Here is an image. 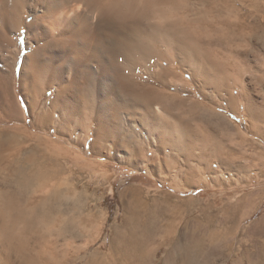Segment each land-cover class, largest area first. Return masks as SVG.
<instances>
[{
	"label": "rangeland",
	"instance_id": "rangeland-1",
	"mask_svg": "<svg viewBox=\"0 0 264 264\" xmlns=\"http://www.w3.org/2000/svg\"><path fill=\"white\" fill-rule=\"evenodd\" d=\"M179 2L180 7L172 10L173 17L195 30L193 34L207 49L210 61L222 65L226 74L212 66L211 81L204 89L200 80L191 78L189 67L180 64L175 52L164 51L166 58H153L154 69L164 62V67L176 74L177 81L169 82L164 91L186 100L191 107L189 113L176 108L172 119H166L170 123L178 119L188 122L190 134L186 136L177 128L176 135L182 137L171 135L170 139L168 132L161 145L152 141L146 124L136 122L135 140L142 147L137 163L125 158L126 151L117 150V139L108 140L106 149L94 150L96 121L92 119L87 122L89 137L85 142L74 126L56 131L62 113L59 110L54 111L52 125L41 130L36 117L51 107L56 88L44 92L34 110L29 108L19 74L24 57L34 47L27 46L26 28L12 35L17 63L11 90L1 81L0 94L11 91L22 116L18 120L7 118L0 100V130L19 125L32 135L54 140L59 148L50 156L43 148H36L33 137L27 144L34 152L31 194L36 217L29 214V219L34 217L37 223L32 241L44 251L40 259L55 256L60 264L79 257L75 264H93L105 254L108 264L126 258L132 261L136 246L147 238L145 264H164L172 249L170 240H180L192 249H206L219 242L216 229L226 236L232 222L224 224V217H232L236 210L237 249L234 254L227 249L219 264H264V0ZM30 17L27 10L24 22ZM245 22L258 26L248 46L240 31ZM135 75L139 86L162 89L152 71L138 70ZM222 76L228 83L217 90L215 84ZM249 100L260 107L262 116L254 123L247 113ZM185 141L190 144L188 148L183 146ZM68 154L81 157L85 168L70 161ZM227 240L231 241L229 233Z\"/></svg>",
	"mask_w": 264,
	"mask_h": 264
},
{
	"label": "bare ground",
	"instance_id": "bare-ground-1",
	"mask_svg": "<svg viewBox=\"0 0 264 264\" xmlns=\"http://www.w3.org/2000/svg\"><path fill=\"white\" fill-rule=\"evenodd\" d=\"M179 3V0H0V83L2 81L11 90L17 63L12 35H19L26 28L27 46L34 49L24 57L19 76L20 88L29 108L32 110L38 104L42 94L56 88L51 107L38 113L36 124L41 130L49 127L55 117L54 111L59 110L62 113L56 131H66L69 126H74L75 130L81 131L79 137L85 142L89 137L87 122L92 119V122L96 121L94 150L106 149L108 140L117 139V150L126 151L125 158L130 163H137L142 147L135 140L136 122L142 126L146 124L152 141L160 144L168 132L170 139L171 135L182 137V134L176 135L177 128L186 136L190 134L188 122L185 124L178 119L170 123L166 119L171 118L176 108L184 113L191 111L186 100L163 89L169 86V82L177 81L174 70L165 68L164 62L158 63L160 68L154 69L152 59L165 57L164 51L167 54L175 52L180 64L189 67L191 78L200 80L203 88L211 81L212 66L226 74L222 65L210 61L207 49L193 34L195 30H191V25L189 28L180 18L173 17L172 10L180 7ZM27 10L31 17L25 23ZM257 27L242 23L241 37L246 46ZM247 53V50L243 51V54ZM138 70L152 71L162 89L139 86L135 75ZM226 83L225 77L217 81V90ZM0 100L7 118L18 120L22 116V108L13 99L11 91L2 90ZM247 113L253 123L262 117L260 107L250 100ZM15 126L0 130V264H54L57 257L46 255L40 259L39 255L44 251H39L41 245L32 241V233L37 231L31 194L34 152L27 144L33 137L36 148H43L44 154L50 156L59 148L54 140L43 139L19 125ZM183 146L188 148L190 144L185 141ZM67 158L80 168L84 166L80 164L82 159L79 156L68 154ZM55 173L53 171L52 176ZM29 214L34 217L29 219ZM231 216L224 217L223 221L224 224L229 220L232 222L226 232L231 235V241L227 240L224 231L218 232L217 229L215 235L219 242L211 243L201 251L180 240L176 243L175 239L170 240L168 243L172 249L167 252L164 264H219L227 249L234 254L239 239L238 212L234 210ZM148 245L149 240L142 238L132 261L126 258L115 260L114 264H145ZM78 258L60 264H75ZM108 263L105 254L99 262H93Z\"/></svg>",
	"mask_w": 264,
	"mask_h": 264
}]
</instances>
